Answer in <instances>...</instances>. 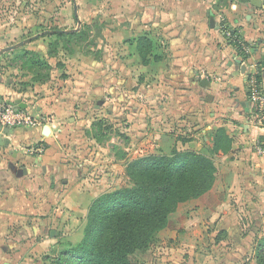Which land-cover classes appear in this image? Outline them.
Listing matches in <instances>:
<instances>
[{
  "label": "crops",
  "instance_id": "1",
  "mask_svg": "<svg viewBox=\"0 0 264 264\" xmlns=\"http://www.w3.org/2000/svg\"><path fill=\"white\" fill-rule=\"evenodd\" d=\"M217 1L184 0V4L180 2L177 4L172 0H158L146 6L147 10L141 12V20L144 22L142 26H137L135 30L121 31L124 33L123 43L130 40L131 44L128 43L126 47L127 54L120 53V56H117V53L114 58L119 59L125 68L132 71L133 79L156 91L157 98L156 100L154 96L151 97L154 102L152 107L156 110L151 116L152 121L148 122L150 126L147 128L146 137H136L134 144L132 141L134 129L131 131L118 129L120 127L112 123L110 112L107 111L111 116L110 119L105 120L106 110L94 105V86L90 83L94 71L90 69L88 61L84 60L92 53L85 55L74 69L70 68V64L75 65L72 59H69L68 63L63 61L65 66L61 65V68L55 67L62 63L60 58L50 59L52 66V62H56L51 71V79L42 87L32 82L31 88H27V91L12 90L11 86H8L10 83L2 74L5 83L0 84V97L7 98L6 92L10 91L25 93L26 96L21 97V100L28 109H31V113L20 109L14 101L13 103L25 114L41 118L36 129H25L27 131H23L20 135L1 133L0 140L10 145L8 149L0 147V157L5 162H11L18 167L34 169L38 165L44 171L41 175L34 173L22 181L15 178L0 180V264H22L27 255V248L35 245L41 247V242L44 243L45 239L40 240V237L50 234L53 214L60 211L63 203L69 207L86 202L89 204L95 200V197L84 192L86 189H82L84 180L81 174L85 172V167L95 166L94 171L99 172L98 174H102L104 178H113L116 168L121 163L113 162L115 157L113 158L110 152L115 149L118 140L122 144L125 142L122 140L127 139L126 156L132 155L131 152L149 145L150 142L154 148L151 155H170L176 149L195 151L209 156L205 144L213 146L218 128H224L233 141L228 154L219 153L222 157V165L217 166L215 163L217 173L213 188L198 199L180 204L176 212L171 215L168 227L159 233L161 238L168 235L171 238L176 237V234L183 229L187 237L200 232L202 234L206 223L216 222L222 214L227 216L230 214L232 197L238 195L246 185L253 188L254 198L264 205V130L249 128L246 123L249 110L242 106L238 109L241 103L249 105V84L242 81L236 84L234 79L238 78L237 75L233 80H229L232 87L240 89L233 94L239 99L240 104H236L231 109L228 105L222 107L221 103L201 104L194 93L185 96L179 92L188 89L190 85L188 78L192 71H202L203 79L208 71L220 77L219 67L216 64L218 60L213 56L208 59L203 51L205 48L218 55L224 53L228 58L239 54L238 47L231 45L225 39L220 28L211 29L209 22H204L205 19L209 20L213 17L216 27H219L218 11L224 13L227 24L237 31L249 48V61L254 66L252 73H259L262 76L259 84L264 90V0H229L228 5L221 10L211 5V2L215 4ZM192 34L197 35L194 38L195 43L203 44L200 51L204 55H194L189 51L187 57L178 59L174 55V49L177 52L181 48L183 50L187 45L186 38ZM143 38L149 40L152 45V51L145 60L138 50L139 41ZM93 53L101 57L95 49ZM244 56L240 54L241 58ZM102 85L105 87V97H108L107 84ZM117 89L126 91L122 86H117ZM162 89L171 93V99L159 95ZM142 96L143 94H139L136 98L142 99ZM111 101L107 98V102L111 103ZM166 102L168 104H165ZM82 105L88 107L86 111L89 116L85 121L87 125L84 126L86 134L85 137L82 136V140L89 150L79 149L74 143L78 140L75 131H78L80 126L77 124L82 123L77 117ZM141 105H144L146 111L148 106L144 103ZM164 109L170 114L163 113ZM242 109L244 113L241 112ZM97 112L104 113L103 119L100 114L96 115ZM211 121H213L211 126L202 130V139L198 140L197 134L200 131L197 130ZM46 125L49 127L48 135L44 134ZM112 125L114 128H111ZM193 127L195 133L192 137H185ZM0 129L7 131L14 128L0 124ZM100 129L104 134L103 143L97 135V130ZM112 131L119 133L117 137L124 134L126 136L124 135L123 139L111 137L106 142V135L110 136ZM210 134L212 138L208 141L205 136ZM39 145L44 147V152L31 155V149ZM74 157L76 162L73 160ZM40 159L42 162L37 163ZM2 166L0 164V171L7 172V169L2 170ZM45 168L54 178H46L50 176L45 173ZM92 174H89L87 179ZM123 174L126 176V170H123ZM233 192L236 195L232 194ZM25 235L27 239L24 238ZM240 250H242L240 247H233L229 251H223L216 264H240ZM200 252L202 253L191 251L190 263L189 260L186 263L212 264L208 261L213 259L212 256L202 250ZM186 263L183 261L179 264Z\"/></svg>",
  "mask_w": 264,
  "mask_h": 264
},
{
  "label": "rangeland",
  "instance_id": "2",
  "mask_svg": "<svg viewBox=\"0 0 264 264\" xmlns=\"http://www.w3.org/2000/svg\"><path fill=\"white\" fill-rule=\"evenodd\" d=\"M172 1L177 4L178 2L184 4V0ZM152 2L156 3L158 0H0V49L16 45L47 31L75 29L82 31L80 38L74 40L65 38L58 45L55 58H60L62 63L56 65V62H52L53 67L56 65L55 67L61 68V65L65 66L64 62L68 63V60L72 59L75 65L70 64V68L74 69L85 55L93 53V49L98 55L101 54V57L89 55L84 60L90 62L94 58L97 59V67L108 72L114 85L118 86L116 84L121 81L120 86L126 89V91L118 90L119 93L123 94L121 101L114 97H105L103 102L107 101V98L112 100L114 111L111 114L113 119H111L114 125L115 120L120 122V126H118L120 128L118 129L124 128L129 131L134 129V140H132L134 144L136 143V137H146L147 128L150 126L148 122L152 121L151 116H153L155 110L152 104L148 102L150 98L147 99V95H143L142 99L136 98L140 94L138 93L139 86L145 87L146 85H142L133 79L132 71L125 68L121 61L114 57L117 53V56H120V53L127 54L126 47L128 43L131 44L130 40L123 43L125 39H122L124 33L121 31L135 30L137 26H142L144 22L141 20V12L147 10L146 8L152 5ZM228 2L229 0H218L215 4L211 2V5L215 6L217 10H221L228 5ZM75 5L77 6L76 13ZM217 16L220 19L219 22L223 18L227 22L224 13L218 11ZM147 21L146 23H148ZM55 42V36L46 35L22 48L0 54V73L10 83L8 86H11L12 90L27 91V88H31L32 82L42 87L45 80L50 79L52 65L50 63L49 45ZM94 45H96V48H94ZM114 73H119L123 77ZM142 103L148 106L146 111L143 108L144 105H141ZM3 104L14 105L15 112H18V107L13 101L1 96L0 106ZM94 105H96V101ZM100 109L106 110L105 116L109 115L107 107L101 105ZM99 114L96 113L98 116ZM102 115L104 113L100 114L103 119ZM87 116L89 114L86 115L85 121ZM129 116L132 118L131 120H128L127 117ZM224 116H227L226 113H224ZM77 117L79 118V116ZM104 119L107 120V118ZM129 121H132L131 124ZM212 123L213 121L197 130L200 131L197 134L198 140L202 139V130L211 126ZM77 125L80 126L79 123ZM114 125L111 128H114ZM194 128H191V132H187L185 137H192L195 133ZM117 134L119 133L112 131L110 136L106 135L105 141L108 142L111 137L112 139L114 137L123 139L126 136L124 134L125 136L120 135V137H117ZM97 135L100 137V142L103 143V130H97ZM205 138L211 141L212 134L206 135ZM122 141H125L122 143L124 145L118 140L115 149L110 152L113 158L115 157L113 162L121 163L116 168V174L113 178H104L102 174L94 171L95 166L90 168L88 164L89 167H85V172L81 174L85 181H82L84 183L82 189H86L83 191L95 197L94 199L111 191L131 187L132 183L123 174V170H126V166L131 161L150 156L154 151L150 142L149 145L131 152L132 155L126 156L125 144L128 141L127 139ZM205 148L209 154V149L212 146H208L206 143ZM83 155L85 154L83 153ZM209 156L214 157L217 166L222 165L221 155L209 154ZM73 160L75 161L76 158L74 157ZM93 172H96V174L93 175ZM89 174L92 175L87 179ZM252 190L253 188L246 185L241 189V195H239L240 193L236 195L233 192L232 194L236 196L232 197V205L229 208L230 214L227 216L221 213L222 215L216 222L206 223L202 229V234L200 232L197 235L187 237L186 231L183 229L173 238L170 235L162 238L158 235L157 241L147 253L137 255L138 260L141 264H179L183 261L186 263L192 256L191 251L202 253L200 252L202 250L212 256L213 259L208 261L216 264L223 251L240 247L242 249L240 250V264H264V247H259L260 242L264 239V205L254 198ZM92 203L74 204L69 207L66 203H63L60 206V211L53 214L50 234L40 237V240L45 239L44 243L41 242L42 246L37 247L35 245L27 248V255L22 264H67L63 263L61 257L70 249L83 243ZM175 261L177 262L174 263Z\"/></svg>",
  "mask_w": 264,
  "mask_h": 264
},
{
  "label": "trees",
  "instance_id": "3",
  "mask_svg": "<svg viewBox=\"0 0 264 264\" xmlns=\"http://www.w3.org/2000/svg\"><path fill=\"white\" fill-rule=\"evenodd\" d=\"M81 33L52 34L56 42L49 45L50 58H55L65 38L74 40ZM229 43L238 47L239 57L245 55L241 47ZM138 50L145 60L152 51L151 42L141 39ZM256 79L260 82L262 76ZM232 143L226 130L218 128L209 154H228ZM216 173L213 156L189 150L174 149L170 155L131 161L126 166L131 187L108 192L93 201L83 243L63 254L61 260L67 264H141L137 255L148 252L180 204L198 199L213 188ZM259 247H264V239Z\"/></svg>",
  "mask_w": 264,
  "mask_h": 264
},
{
  "label": "water",
  "instance_id": "4",
  "mask_svg": "<svg viewBox=\"0 0 264 264\" xmlns=\"http://www.w3.org/2000/svg\"><path fill=\"white\" fill-rule=\"evenodd\" d=\"M77 10V6L75 5V11ZM205 23L210 24L211 29H219V27H216L215 24V19L213 17H211L209 20L205 19L204 20ZM80 26V24H79ZM79 29H75V30H55V31H47L44 32L42 34H39L33 38L27 39L21 43H18L16 45L7 47L5 49H0V54H4V53H8V52H12L14 50H17L19 48H22L23 46L32 43L34 41H36L37 39H39L42 36H46V35H52V34H71L74 32H77ZM197 37V35H191L188 36V41L186 40V47H183L179 49V51L177 52L176 49H174L175 53L174 55L177 56L178 59H182L184 56H188V52L190 51L191 53H193L194 55H204V53H202L200 51V47H202L203 44L199 45L197 43L194 42V38ZM183 39V38H182ZM205 42V40H203ZM182 50V51H180ZM206 55L208 56V59L211 58V56L216 57V59L218 60L216 62L218 71L220 72V77L217 78L215 76V73H210L209 71L207 72L205 76V78L203 79V73L202 71H192V73L189 75L190 77L188 78L189 80V86L188 89H182L179 92L185 94V96H187L188 93H194L198 99L200 100L201 104H220L222 107L228 105L229 109H231L232 107H235L236 104H240L239 103V99H237L236 97H234V92H238L240 89L239 87H232V85L229 83V80H233L235 78V76L237 75L238 78L234 79L236 80V84L239 81H242L244 83L248 82V78L251 74H253V69L252 67H254L252 64L250 63V58L249 56H245L244 58L239 57V55H235L232 57H227L224 53H221L220 55H218L217 53H212L211 51H209L208 49H204L203 50ZM185 59V58H184ZM253 62V60H251ZM104 72V73H103ZM259 73H256V76H258ZM104 77V78H102ZM111 76L108 75V73L102 69V74L95 78L92 79L90 83H92V85L94 86V93H93V99L96 101V105L97 107H100L101 104L100 102H103L105 98V94H104V88L103 83L107 84L108 87V97H114L115 99H119L120 101L123 99V94L118 92L117 86L114 85V82L112 80V78H110ZM215 77V78H214ZM102 78V80H101ZM118 87L121 85V81H119ZM138 87V85H137ZM136 87V88H137ZM139 92L140 94L143 95H147V99L148 97L150 99H148L152 105H153V101L151 99L152 96L155 97L156 91H153L151 89H146L143 86H139ZM217 92V93H216ZM159 95H163V97L165 98H170L171 99V93L162 89L159 91ZM6 96L7 99L14 101L16 103V105L25 111H28L31 113V109L27 107L26 104L22 103L21 97L26 96L25 93H21V92H17V91H13V92H6ZM187 99V98H186ZM157 100V98H156ZM105 107H107L108 112H110V114H112L113 107H112V103H109L107 101ZM225 102V103H223ZM33 103V102H32ZM165 104H168L167 102ZM167 106V105H166ZM239 106V105H238ZM246 107V110L248 111V103H241V105L238 107V109H240V107ZM86 105H82V108L80 110H78V114H79V118L81 120V124L80 127L77 131V134L81 133V134H85L84 132V126H85V117L88 114L87 113V108ZM116 108V107H115ZM167 108V107H166ZM83 109H85L83 111ZM154 110H156L155 108H153ZM169 111L167 109L163 110V113H166V115H169L170 113H168ZM242 113H244V110L242 109L241 111ZM40 116L36 117V119L39 121L40 120ZM128 120L132 119L130 116L127 117ZM132 121H129V123L131 124ZM37 128V127H36ZM33 128V129H36ZM32 129V130H33ZM23 131H27L25 129H21V128H14V129H10L7 131H2L0 129V134L1 133H11L14 135H20ZM44 134L48 135L49 134V127L46 125L45 126V130H44ZM79 136V135H77ZM28 137V136H27ZM80 137V136H79ZM9 143L8 142H2L0 140V147L8 149L9 148ZM42 162V159H40L39 161H37V163ZM0 164L3 165L2 166V170L3 169H7V172L4 171H0V180H3V178H8V179H20L25 180L27 177H30L32 174H42L44 169L41 168V166L36 165V168L32 169V168H25V167H18L17 165H14L11 162H5L4 160L1 159L0 157ZM46 172L49 176L50 173L47 170V168H45ZM6 171V170H5ZM5 176V177H4ZM46 178H54L52 176L50 177H46ZM36 231V229H34ZM30 235H31V231H30ZM33 236V235H32ZM25 239H27L28 237L25 235L24 237ZM20 240V239H18Z\"/></svg>",
  "mask_w": 264,
  "mask_h": 264
},
{
  "label": "built area",
  "instance_id": "5",
  "mask_svg": "<svg viewBox=\"0 0 264 264\" xmlns=\"http://www.w3.org/2000/svg\"><path fill=\"white\" fill-rule=\"evenodd\" d=\"M219 28L228 42L237 44L245 55H249V48L244 44L241 36L238 33H234V30L227 24L224 18L219 22ZM247 84H249L247 126L249 128L264 130V90L257 81L256 74L249 76ZM0 122L3 126L21 129H33L38 127L39 123L35 117L25 114L19 108L18 112H15V106L10 104L0 106ZM43 152L44 147L42 145L31 149V155L33 156L42 154Z\"/></svg>",
  "mask_w": 264,
  "mask_h": 264
},
{
  "label": "flooded vegetation",
  "instance_id": "6",
  "mask_svg": "<svg viewBox=\"0 0 264 264\" xmlns=\"http://www.w3.org/2000/svg\"><path fill=\"white\" fill-rule=\"evenodd\" d=\"M75 13H76V11H75ZM75 18H76V20H77V16L75 15ZM79 23V22H78ZM79 31V30H78ZM54 35V34H53ZM42 37H45V36H42ZM49 50H50V47H49ZM92 55H96L95 53H92ZM50 59H52V58H50ZM94 60H95V62H94ZM94 60H91L90 62H88V65L91 67L90 69H92L93 71H94V73H93V76H92V79H95V78H97V77H99L101 74H102V68L100 69V67H97V59H95L94 58ZM95 63V64H94ZM92 65H94V66H92ZM51 71H53V66H52V69H51ZM104 78V77H103ZM51 79V78H50ZM4 84L5 83V81H3V76H2V74L0 73V84ZM45 84V83H44ZM100 104L101 105H103V106H105V102H100ZM110 115H106L105 116V118H107V120L108 119H110ZM113 119V118H112ZM115 122V125L116 126H120V122H118V121H114ZM85 134H86V132H85ZM85 134L83 135V134H81V133H79V134H77V135H79L78 136V140H76L74 143L75 144H77L76 145V147H79V149H83V150H89V147H87V145L85 144V142L82 140V136H84L85 137ZM75 139H77L76 138V134H75ZM59 173H58V171H56V175H58ZM64 176V175H63ZM54 180H56V178L54 179Z\"/></svg>",
  "mask_w": 264,
  "mask_h": 264
}]
</instances>
